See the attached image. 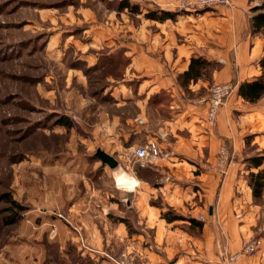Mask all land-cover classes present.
<instances>
[{
	"label": "rangeland",
	"instance_id": "1",
	"mask_svg": "<svg viewBox=\"0 0 264 264\" xmlns=\"http://www.w3.org/2000/svg\"><path fill=\"white\" fill-rule=\"evenodd\" d=\"M251 5V32L264 37V29L251 28L264 0ZM129 16L135 19L118 0H0V264H114L128 254L117 243L116 224L125 217L132 233L144 232L129 207L133 193L118 186L114 171L159 179L162 172L145 170L128 146L153 138L174 98L162 89L145 102L125 46L113 47L111 32L91 29H111L119 17L124 27ZM211 71L185 96L206 95ZM258 101L263 105L264 95ZM242 112L233 115L247 129L241 160L249 183L250 171L263 166L248 161L255 133L246 134L252 120L242 121ZM261 117L251 127L257 134L264 133ZM99 148L119 165L104 164ZM254 202L264 204V195Z\"/></svg>",
	"mask_w": 264,
	"mask_h": 264
},
{
	"label": "crops",
	"instance_id": "2",
	"mask_svg": "<svg viewBox=\"0 0 264 264\" xmlns=\"http://www.w3.org/2000/svg\"><path fill=\"white\" fill-rule=\"evenodd\" d=\"M175 2L142 0V12L134 13L135 19L129 16L124 27L121 17L118 22L114 20L111 29L91 25V29L111 32L113 47L125 46L132 76L139 81L138 93H144L145 102L162 89L174 98L171 116L161 120L152 136L173 153L155 166L162 172L157 184L135 175L138 184L129 190L134 199L129 207L138 213V224L144 232L130 233L121 221L115 228L117 243L123 252L132 255L134 264H228L230 255L241 249L244 239L264 223V204L254 202L241 160L247 129L233 115L239 107L243 110L242 121L252 120L246 134L255 133L250 143L255 149L247 156L264 149V133L257 134L251 128L257 127L264 115V104L246 101L238 95L242 82L263 71L260 59L264 56V37L250 29L252 0H233L232 5L197 11L175 7ZM154 8L171 11L173 15L164 19L147 17L145 13ZM124 35L128 38L122 40ZM196 55L218 64L211 73L213 82L235 84L213 125L207 123L206 107L191 103L192 97L185 96L178 82V75L188 69ZM206 81L201 78L189 86L196 91ZM222 143L229 145L234 156L227 173L220 174L213 168L197 171V165L214 164ZM132 145L139 144L131 143L128 147ZM157 198L159 204L152 201ZM167 208L198 220L203 214L202 227L191 226L188 219L168 221L162 216ZM232 264H264V238L255 253L244 254Z\"/></svg>",
	"mask_w": 264,
	"mask_h": 264
},
{
	"label": "built area",
	"instance_id": "3",
	"mask_svg": "<svg viewBox=\"0 0 264 264\" xmlns=\"http://www.w3.org/2000/svg\"><path fill=\"white\" fill-rule=\"evenodd\" d=\"M222 4L232 5L233 0H176L175 7L188 11H197L213 8ZM234 89L235 84L231 81L214 82L206 95L192 97L190 101L195 105H204L206 107L207 123L213 125L217 120L221 107L233 93ZM160 136L165 137L166 133H160ZM131 153L138 164L145 167L156 166L161 159L169 158L173 152L172 150L164 148L158 138H151L144 143L134 146ZM233 158L234 156L229 145L227 143H222L217 152L216 160L211 168L215 169L220 174H226L229 165L234 161ZM198 218L203 220L204 215L200 214ZM263 231L264 223L258 225L255 233L244 239L241 249L230 255L228 264H232L233 261L244 254L255 253L263 244ZM130 260H133L130 253L113 258L114 264H131Z\"/></svg>",
	"mask_w": 264,
	"mask_h": 264
},
{
	"label": "trees",
	"instance_id": "4",
	"mask_svg": "<svg viewBox=\"0 0 264 264\" xmlns=\"http://www.w3.org/2000/svg\"><path fill=\"white\" fill-rule=\"evenodd\" d=\"M140 6V1L118 0L119 10L128 8L131 13H138L142 12ZM145 15L150 18L164 19L172 16L173 13L171 11L154 8L149 9L145 13ZM251 28L254 32H258L264 29V12L253 15L251 21ZM260 64L263 67L262 73L258 77L252 80H246L239 85L238 95L242 96L246 101L256 102L264 95V56H262V58L260 59ZM217 65L218 64L215 61L209 60L203 55L193 56L191 58L188 69L178 75V82L182 87L184 93L185 89L190 88L189 85L191 82H197L201 78L208 79L206 78L207 71L210 68H212L213 71L215 68H217ZM59 122L62 124L67 123V121L64 120V117L61 118ZM248 161L252 166L259 168L264 162V152L249 156ZM143 168H145V170L150 168L156 170V172H160L156 169L155 166H145ZM139 176L140 178H146L143 175ZM249 184L252 187V192L255 199L261 198L264 195V168H259L257 171H250ZM16 204L18 205L17 202ZM162 216L165 217L168 221L176 219H188L191 223V226H197L199 228H201L203 225V222L196 219L195 217H187L185 215L175 212L171 208H167L166 210L162 211ZM121 221H124L126 223L128 231L131 233L132 230L127 219L124 217V219H122Z\"/></svg>",
	"mask_w": 264,
	"mask_h": 264
},
{
	"label": "bare ground",
	"instance_id": "5",
	"mask_svg": "<svg viewBox=\"0 0 264 264\" xmlns=\"http://www.w3.org/2000/svg\"><path fill=\"white\" fill-rule=\"evenodd\" d=\"M120 169L121 167H118L114 171V180L119 187H124L127 190H134L135 186L138 184V179L127 173L124 169Z\"/></svg>",
	"mask_w": 264,
	"mask_h": 264
},
{
	"label": "water",
	"instance_id": "6",
	"mask_svg": "<svg viewBox=\"0 0 264 264\" xmlns=\"http://www.w3.org/2000/svg\"><path fill=\"white\" fill-rule=\"evenodd\" d=\"M95 155L104 163L108 164L109 166L115 168L119 165V160L110 152L104 149H97Z\"/></svg>",
	"mask_w": 264,
	"mask_h": 264
}]
</instances>
